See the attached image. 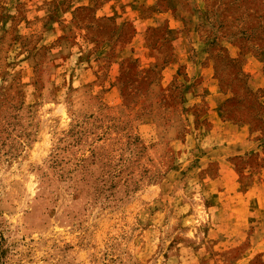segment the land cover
<instances>
[{"label": "rangeland", "instance_id": "374dc122", "mask_svg": "<svg viewBox=\"0 0 264 264\" xmlns=\"http://www.w3.org/2000/svg\"><path fill=\"white\" fill-rule=\"evenodd\" d=\"M264 0H0V264H264Z\"/></svg>", "mask_w": 264, "mask_h": 264}, {"label": "crops", "instance_id": "0c3cea01", "mask_svg": "<svg viewBox=\"0 0 264 264\" xmlns=\"http://www.w3.org/2000/svg\"><path fill=\"white\" fill-rule=\"evenodd\" d=\"M262 172H263V176H264V168L262 169ZM248 185H261V188L264 190V181H263V179H261L258 182L251 181L250 184H248Z\"/></svg>", "mask_w": 264, "mask_h": 264}]
</instances>
